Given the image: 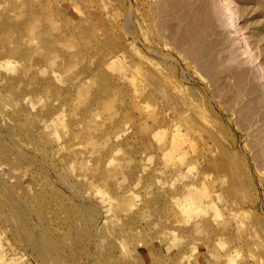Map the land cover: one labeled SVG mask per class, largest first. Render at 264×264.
<instances>
[{
  "label": "rangeland",
  "instance_id": "obj_1",
  "mask_svg": "<svg viewBox=\"0 0 264 264\" xmlns=\"http://www.w3.org/2000/svg\"><path fill=\"white\" fill-rule=\"evenodd\" d=\"M0 264H264V0H0Z\"/></svg>",
  "mask_w": 264,
  "mask_h": 264
}]
</instances>
